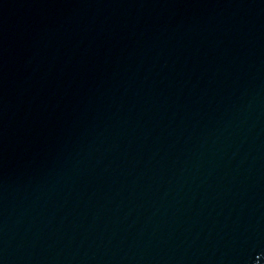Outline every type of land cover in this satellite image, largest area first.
I'll list each match as a JSON object with an SVG mask.
<instances>
[{
    "label": "water",
    "instance_id": "95a60500",
    "mask_svg": "<svg viewBox=\"0 0 264 264\" xmlns=\"http://www.w3.org/2000/svg\"><path fill=\"white\" fill-rule=\"evenodd\" d=\"M0 264H264V0H0Z\"/></svg>",
    "mask_w": 264,
    "mask_h": 264
}]
</instances>
